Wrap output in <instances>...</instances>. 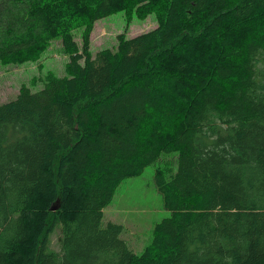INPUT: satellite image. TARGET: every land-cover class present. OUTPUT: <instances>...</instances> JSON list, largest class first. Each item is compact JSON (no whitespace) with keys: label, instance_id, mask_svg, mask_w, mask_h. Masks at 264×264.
<instances>
[{"label":"trees","instance_id":"1","mask_svg":"<svg viewBox=\"0 0 264 264\" xmlns=\"http://www.w3.org/2000/svg\"><path fill=\"white\" fill-rule=\"evenodd\" d=\"M117 12L157 26L92 56ZM54 39L66 76L0 104V264H264V0H0V64ZM169 154L136 255L103 212Z\"/></svg>","mask_w":264,"mask_h":264},{"label":"rangeland","instance_id":"2","mask_svg":"<svg viewBox=\"0 0 264 264\" xmlns=\"http://www.w3.org/2000/svg\"><path fill=\"white\" fill-rule=\"evenodd\" d=\"M155 22L153 13L144 19L133 16L130 20L124 12L111 14L93 24L89 51L95 56L102 49L114 50L117 46L116 36L123 34L131 38L154 29L157 26ZM74 37L79 42L80 31H75ZM62 52L60 40L54 39L37 62L16 66L0 64V104L13 100L22 86L28 87L31 92L41 90L44 78L49 73L56 77L66 76L68 57ZM173 165V155H165L159 162L146 166L138 177L122 180L113 193L112 201L104 209L103 223L122 225L121 237L136 255L141 256L144 248L150 244L155 225L169 216L161 205L162 199L156 192L153 178L157 167H169L173 171ZM58 234L52 237L51 248L55 250Z\"/></svg>","mask_w":264,"mask_h":264},{"label":"water","instance_id":"3","mask_svg":"<svg viewBox=\"0 0 264 264\" xmlns=\"http://www.w3.org/2000/svg\"><path fill=\"white\" fill-rule=\"evenodd\" d=\"M53 208H54V206L51 208V210H54L55 209V208L54 209Z\"/></svg>","mask_w":264,"mask_h":264}]
</instances>
